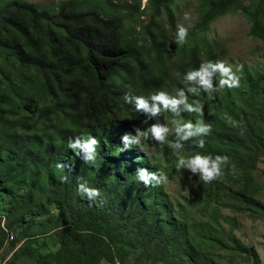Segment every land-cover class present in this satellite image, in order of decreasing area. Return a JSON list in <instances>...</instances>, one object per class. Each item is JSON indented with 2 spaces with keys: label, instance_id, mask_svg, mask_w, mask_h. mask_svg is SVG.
<instances>
[{
  "label": "trees",
  "instance_id": "16d2710c",
  "mask_svg": "<svg viewBox=\"0 0 264 264\" xmlns=\"http://www.w3.org/2000/svg\"><path fill=\"white\" fill-rule=\"evenodd\" d=\"M141 2L61 0L52 10L26 0L0 3V193L7 192L14 200L13 212L31 207L36 210L32 217L41 215L40 209L46 208L44 201L37 205L34 198L37 202L47 199L58 210L56 219L61 225L56 235L63 250L58 264H126L136 251L135 241H141V250L158 242L163 256L178 258L183 264L209 261L193 246L189 227L169 220L167 203H160L156 191L150 189L152 185L146 187L138 178L141 169L160 172L150 166L136 136L144 122L148 124L146 142L162 150L165 158L168 146L156 141L149 131L153 115L136 111L134 101L125 103L123 97H147L157 90L165 91L173 81L172 47L159 20L166 17L173 31L177 25V0H147L140 11ZM203 6L209 8L201 24L206 28L228 11L229 3L205 0ZM128 8L137 10L139 17L145 16V22ZM251 19V34L264 43V0ZM201 48L198 43L188 48L185 62L178 67L180 72L186 74L198 70L202 63L217 61L212 48ZM247 82L254 91L253 78L248 77ZM196 83L202 87L199 78ZM241 121L247 120L242 117ZM244 127L226 126L221 136L207 139L192 155L232 157L242 165L243 182L250 188L251 173L261 157L258 149H237L248 147L240 134H247L251 127ZM89 135L99 144L95 161L85 163L82 158L87 153L77 148V155L68 148V141ZM61 163L64 168L57 167ZM169 173L193 175L186 168L177 170L176 164ZM110 179L116 184L131 183L129 188L138 190L137 196L127 200L131 206L126 210L115 209L108 200H89L77 190L78 183L91 180L100 188ZM24 185V196L8 192L12 186ZM206 192L212 200L220 190H214L210 182ZM235 194L244 204L264 212L260 202L244 193ZM7 232L14 234L5 230V239ZM211 233L206 230V234ZM229 241L234 253L250 260L257 258L256 251L236 237ZM15 242L16 234L11 243Z\"/></svg>",
  "mask_w": 264,
  "mask_h": 264
},
{
  "label": "rangeland",
  "instance_id": "374dc122",
  "mask_svg": "<svg viewBox=\"0 0 264 264\" xmlns=\"http://www.w3.org/2000/svg\"><path fill=\"white\" fill-rule=\"evenodd\" d=\"M2 1L0 0V3ZM26 1L52 10L61 0ZM204 1L177 0L174 6L177 23L183 24L189 30L187 42L183 45L175 42L176 30H171L166 17L159 20L167 30L174 57V63L171 65L173 81L165 91L170 96L180 99L177 90L183 89L188 97L187 103L195 108L197 105L193 104V101H198L202 114L189 112L184 104H180L175 111L164 110L160 105L161 113L153 116L152 126L160 124L168 128L164 142L169 153L166 158L162 150L153 143L146 142L147 122H144L143 128L136 136L140 145L145 148L150 166L158 167L159 171L167 176V183L151 186L150 189L156 191L160 203H167L166 217L169 220L189 227V239L191 238L193 246L201 255L208 257L207 264H264V212L247 203L244 204L243 198L240 200L235 194L244 193L264 206V43L251 34L253 24L251 16L262 0H226L229 3L228 11L215 17L206 28H201L203 18L209 9L208 6H203ZM146 3L147 0H142L140 11ZM128 9L135 18L139 17L137 10ZM185 13L190 15L187 21L184 19ZM139 20L145 22L146 17L140 16ZM196 43L203 51L212 48L218 56L217 60L224 61L226 66L232 67L233 72L239 77V87L232 89L227 86L219 87V74L211 77L216 90L210 93L203 91V87H199L196 81L185 82V74L180 72L178 67L185 62L188 48ZM205 55L203 57L206 59ZM241 66V70L238 71ZM248 77L254 80V91L249 90ZM189 88L197 89L199 95L190 93ZM228 117H231L235 124L231 123ZM242 117L247 121L242 122ZM198 120L203 124H210L211 133L203 137L193 136L187 141L181 140L183 149L174 151L170 145L177 140L176 128L188 121L196 125ZM245 125H249L251 130L247 134L241 133L240 137L241 142L244 141L248 147L237 149L239 151H246L248 148L258 149L261 157L256 169L251 173L250 188L243 182L242 165L233 161L232 157H229L230 164L224 168L223 177L211 182L214 184V190H220L212 200L206 192V184L209 183L201 181L198 173L192 176L184 174L172 176L169 173L178 156L187 157L202 148L197 146L196 142L199 139H203L205 145L207 139L215 140L221 136L226 126L245 128ZM226 148L230 149V146ZM233 164L235 174L231 170ZM87 185L99 189L100 196L97 199L103 202L108 200L107 204L117 210H126L130 207L131 204L127 200L138 194L136 188L132 190L129 188L131 183L116 184L113 179L108 180L100 188L95 187L91 180ZM8 192L24 196L27 185L12 186ZM34 200L37 205L44 201L46 207L41 208L43 213L36 217H32L36 210L31 207L13 212L11 206L14 200L7 192L0 193V264H58L62 260V245L59 236L56 235V228L61 225L56 219L58 210L47 199L39 202L37 198ZM5 230H12L16 234L17 242L9 244L8 248H3ZM206 230H212L213 233L206 234ZM231 236L236 237L245 246L253 248L257 258L253 257L254 259L250 260L246 255L234 253L229 241ZM128 241L132 242L130 238ZM157 243L154 242L150 249L141 250V241L139 243L135 241L136 251L126 264H183L178 258L163 256ZM100 264L112 263L103 261ZM114 264L120 263L117 261Z\"/></svg>",
  "mask_w": 264,
  "mask_h": 264
},
{
  "label": "clouds",
  "instance_id": "9594fccd",
  "mask_svg": "<svg viewBox=\"0 0 264 264\" xmlns=\"http://www.w3.org/2000/svg\"><path fill=\"white\" fill-rule=\"evenodd\" d=\"M184 19L187 21L190 19L189 13H185ZM188 27H185L183 24L177 23L176 25V33H175V42L178 45H183L187 42L188 38ZM242 66L237 70H241ZM211 69V71H209ZM219 73V87L223 88L227 86L229 89L239 87L240 80L239 77L233 72L231 66H226L224 61L217 60L216 62L207 61L202 63L199 69L188 71L185 76V82L188 81H196L199 78V83L203 87V91L212 92L215 89L211 77L213 73ZM211 90V91H210ZM188 91L193 95H199V92L195 88H189ZM177 95L180 99H177L175 96H170L167 91L157 90L154 93L149 94V96L145 97L144 95H138L129 98L127 94L123 97L125 103H135L136 111L140 112L141 110L145 113H151V115L156 116L161 113V107L163 106L164 110L171 109L175 111L180 104H184L185 108L189 112H196L202 114V108L199 105L198 101H193V104H196L197 107H193L192 104L187 103L188 97L185 95L183 89L177 90ZM149 100H151V105L149 104ZM228 120L235 124L232 121L231 117H228ZM149 131L152 133L153 137L156 141L163 144L165 142V134L168 132V128L166 126L156 124L151 126ZM211 133V125L203 124L201 120L197 121L196 125H193L191 121H188L181 126L176 128V136L177 140L174 143H171V147L175 151L176 149H183L184 145L180 143L181 140L187 141L189 138L203 137L207 136ZM125 140L128 139L127 136L124 137ZM198 147L204 146V140L199 139L197 142ZM99 144V141L96 137L89 135L87 139H83L81 136H77L74 139H70L68 141V148L72 149L77 155H80L79 152L76 151L77 148L85 151L87 155H85L82 159L85 163H89V161L94 162L97 152L96 148ZM230 164V158L227 155H213V154H201L200 152H196L190 156H178L176 162L177 170L181 168H186L190 170L192 174H199V179L204 183H210L214 180H217L224 175V168ZM58 168H64V164H57ZM231 170L233 174H235V165H231ZM140 181H143V184L147 187L149 185L158 186L164 183H167V176L163 172H154L149 173L147 169H141L138 176ZM66 179V177H65ZM154 180L155 184L151 183ZM78 192L86 196L89 200H94L95 198L100 196V191L97 188L89 187L87 182L78 183L77 187Z\"/></svg>",
  "mask_w": 264,
  "mask_h": 264
},
{
  "label": "built area",
  "instance_id": "2783aa9c",
  "mask_svg": "<svg viewBox=\"0 0 264 264\" xmlns=\"http://www.w3.org/2000/svg\"><path fill=\"white\" fill-rule=\"evenodd\" d=\"M14 240V234L12 232H7V237L5 239V244L3 248H8V245Z\"/></svg>",
  "mask_w": 264,
  "mask_h": 264
}]
</instances>
